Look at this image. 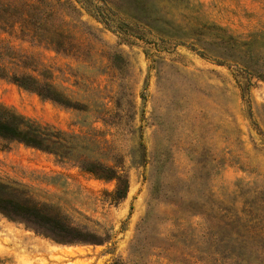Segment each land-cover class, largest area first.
Listing matches in <instances>:
<instances>
[{"label": "rangeland", "instance_id": "1", "mask_svg": "<svg viewBox=\"0 0 264 264\" xmlns=\"http://www.w3.org/2000/svg\"><path fill=\"white\" fill-rule=\"evenodd\" d=\"M69 1L75 8L58 5L66 31L60 50L22 36L17 27L1 36L27 56L25 70L41 69L71 106L4 78L0 104L94 138L81 145L117 166L128 192L110 203L115 181L0 139V181L53 208L93 242L57 243L35 218L0 212V264H236L238 254H262L193 244L188 235L199 237L205 225L199 212L207 206L229 207L233 199L241 206L238 182L264 190V79L214 57L234 53L229 36L247 40L264 31V0H149L148 8L128 2L121 11L164 34L143 33L136 24L130 32L140 37L126 39ZM178 25L197 26L201 34ZM263 44L258 39L253 46L260 70Z\"/></svg>", "mask_w": 264, "mask_h": 264}, {"label": "trees", "instance_id": "2", "mask_svg": "<svg viewBox=\"0 0 264 264\" xmlns=\"http://www.w3.org/2000/svg\"><path fill=\"white\" fill-rule=\"evenodd\" d=\"M74 1L92 17L104 24L106 28L119 32L122 39L130 36L140 37L130 32L136 24L140 25L143 33L164 34L157 24H153L145 18L132 16L129 12L121 11L128 2H132L138 8H148L149 0ZM59 3L71 4L75 8L72 1L69 0L64 2L61 0H56V2L52 0H0V78L7 79L42 98L50 99L64 106H71L69 99L45 78L41 69L33 66L30 68L32 72L26 71L25 68L30 67L26 63L27 56L16 51L1 36L3 33L12 32L17 27L22 36L28 37L38 44L60 50L66 42V31L64 20L57 17ZM115 12L117 13L115 14ZM122 17L129 19L130 24L122 21ZM153 20L159 21L160 17H153ZM210 27L224 31L223 28L215 25H210ZM177 28L183 31L190 28L189 30L194 34H201L198 32L197 26L181 28L178 25ZM171 39H175L174 44H184L177 42L176 38ZM258 39H264V31L251 34L247 40L229 36L228 40L231 43V48H234V53L228 56L214 55L216 62L219 64L233 62L241 69L264 79V70H260L258 59L253 54V46L258 42ZM194 44L195 42H191V47H194ZM260 48L264 49V44L257 50ZM0 139L16 141L53 153L60 160L79 164L83 171L96 179L107 182L115 181L114 190L107 192V199L110 203L120 202L128 192L127 176L117 166L107 164L93 156L99 152L81 145L84 140L95 141L92 137L70 134L43 125L18 113L13 108L0 104ZM237 187L240 197L238 201L241 202V206L236 205L235 199L229 207L224 206L222 202H219L217 206H207L202 212H199L205 222L199 237L192 232L188 235V240L193 244L207 247L217 246L243 252L258 250L262 254L254 258L238 254L235 258L236 264H264V190L252 189L248 183L243 186L241 182H238ZM0 212L8 217L9 213L15 215L20 213V215H29L35 218L40 225L46 227L56 237L52 239L57 243L90 242L80 230L68 224L59 212L44 204L34 203L20 197L11 184L1 181Z\"/></svg>", "mask_w": 264, "mask_h": 264}]
</instances>
